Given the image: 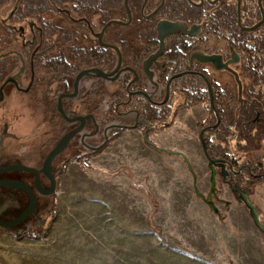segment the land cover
<instances>
[{
	"label": "flooded vegetation",
	"instance_id": "flooded-vegetation-1",
	"mask_svg": "<svg viewBox=\"0 0 264 264\" xmlns=\"http://www.w3.org/2000/svg\"><path fill=\"white\" fill-rule=\"evenodd\" d=\"M0 30V113L27 117L41 153L79 130L64 168L194 125L209 207L264 183V0H0Z\"/></svg>",
	"mask_w": 264,
	"mask_h": 264
},
{
	"label": "rangeland",
	"instance_id": "rangeland-1",
	"mask_svg": "<svg viewBox=\"0 0 264 264\" xmlns=\"http://www.w3.org/2000/svg\"><path fill=\"white\" fill-rule=\"evenodd\" d=\"M171 133L148 144L125 131L70 163L51 224L38 238L0 233V264H264V234L247 208L226 192L216 214L199 196L209 181L194 125ZM248 198L264 227V183Z\"/></svg>",
	"mask_w": 264,
	"mask_h": 264
},
{
	"label": "water",
	"instance_id": "water-1",
	"mask_svg": "<svg viewBox=\"0 0 264 264\" xmlns=\"http://www.w3.org/2000/svg\"><path fill=\"white\" fill-rule=\"evenodd\" d=\"M8 81L11 80L0 86V107L3 109ZM26 118L12 111L0 113V233L16 239L30 234L40 235L48 228L53 220L58 181L65 170L64 164L77 158V155L70 156L67 148L79 130L65 134L55 146L41 153L38 149L40 138L31 133ZM39 155L44 156V160L34 166ZM238 201L244 204L254 225L264 234L257 208L248 196L240 193ZM210 207L217 213L213 205Z\"/></svg>",
	"mask_w": 264,
	"mask_h": 264
},
{
	"label": "trees",
	"instance_id": "trees-1",
	"mask_svg": "<svg viewBox=\"0 0 264 264\" xmlns=\"http://www.w3.org/2000/svg\"><path fill=\"white\" fill-rule=\"evenodd\" d=\"M27 236L32 237V238H38V235L35 236V235H33V234H30V235H27Z\"/></svg>",
	"mask_w": 264,
	"mask_h": 264
}]
</instances>
